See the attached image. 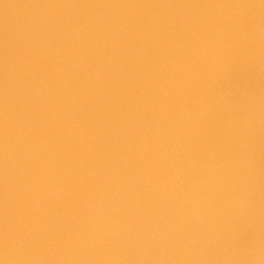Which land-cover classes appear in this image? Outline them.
Listing matches in <instances>:
<instances>
[{
  "label": "water",
  "instance_id": "95a60500",
  "mask_svg": "<svg viewBox=\"0 0 264 264\" xmlns=\"http://www.w3.org/2000/svg\"><path fill=\"white\" fill-rule=\"evenodd\" d=\"M0 264H264V0H0Z\"/></svg>",
  "mask_w": 264,
  "mask_h": 264
}]
</instances>
